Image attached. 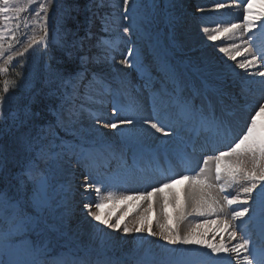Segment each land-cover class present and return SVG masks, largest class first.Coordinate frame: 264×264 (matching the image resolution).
Listing matches in <instances>:
<instances>
[{
    "label": "snow or ice",
    "instance_id": "6c2138e0",
    "mask_svg": "<svg viewBox=\"0 0 264 264\" xmlns=\"http://www.w3.org/2000/svg\"><path fill=\"white\" fill-rule=\"evenodd\" d=\"M216 9H226L236 7V5H225L215 2ZM38 4L36 8H30L31 5ZM52 0H0V74H6L9 66L16 58H23L30 50L43 46L47 49L50 45H60L66 47L68 56L71 58L78 47H82L83 40L77 39L78 26L76 30L68 27L67 22L72 21L76 26L75 17L71 15L74 7L65 9L61 20L55 28L50 26L49 7ZM123 11L120 13L122 21H127L128 26H123V32L131 36L133 33L134 18L131 13L135 10L136 5L130 4V0H122ZM253 10V0H247L244 5V14L241 23H229L221 27L219 24L211 29L204 28L203 34H206V40L212 42L213 46L219 45L216 50L226 57L228 61L235 62L232 72L236 69L243 70L245 75L259 76L264 80V71H258L264 67V43H257L253 29L257 31L264 30V12L260 13L259 24L256 20L250 19L248 13ZM25 12L34 13L31 21V35H28L26 42L20 50L14 51L16 44L20 43L17 33L20 31L21 24L28 26L26 21L21 20V14ZM15 22V23H13ZM139 27V26H138ZM239 33V35H237ZM247 34V35H246ZM71 38V39H69ZM239 41V42H237ZM105 45L106 50H115L117 44L101 39L97 46ZM136 49L130 47L127 49V55L120 64L125 67H137ZM6 57V58H5ZM107 57H105L106 59ZM240 58V59H238ZM80 64L83 71H76L68 77H64L60 71L56 76L61 80V87L64 89L61 95V103L54 111L56 121L49 124L41 133L32 136L31 132L22 133L18 138L26 153H28L27 163L23 166L22 171L17 178L21 184L30 183L33 188V204L37 208H45L53 198L51 193L55 192L52 184V178L48 170L41 168V163L59 165V162L66 155H76L79 160L87 159L89 153L81 150L76 152L75 146L63 141L57 129H62L77 134L75 128L81 112L88 110L92 118L99 124L104 117L97 112H92L87 105H103V97L111 94L112 89L109 84L101 78L100 74L93 72L92 80L84 86V93L81 95L80 84L83 81L84 73L88 71V56H80ZM99 63V58H92ZM229 74L225 73L227 77ZM121 87H130L125 81H120ZM99 85L100 87H94ZM145 88L151 90L153 85L151 81H145ZM15 87V83L11 84ZM102 89V90H101ZM10 91V82L5 80L3 89L0 91V116L4 115V102L6 94ZM153 115L146 118L137 113L138 107L130 106L127 114L123 119H114L103 126L111 129H118L122 126H135L136 124L147 125L164 137L170 135L179 136L182 130L191 131L188 127L194 124L196 132L209 133V143H214L218 137H223L227 131L224 121L218 119L213 111L211 103L206 105L202 102L200 106L193 104L192 99L185 95L184 89L177 81L175 75L169 77L168 84L151 92ZM264 98V97H262ZM80 103L77 105V101ZM254 114L250 116V123L246 126V131L230 146L226 151H218L217 155L205 157L203 166L199 172L193 176L183 175L178 178L167 177L166 182H162L158 187H152L151 191L139 192L137 195H120L117 196L113 191H106L107 188H114L118 185L108 183L103 179L92 177L95 181L87 183L85 193L94 192L97 211L92 210V203H85L87 215L99 224L107 226L108 229L118 230L123 224V232L147 233L149 236L160 237L169 245H196L200 248H206L209 251L208 258L210 261L228 258V264H264V256L257 257L252 254L250 249V239L248 233L241 235L237 229L242 227L243 221L249 212L246 206L253 193L258 192L264 198V122L260 120L264 117V103L253 106ZM121 113L118 106H113L112 116L117 117ZM170 113L178 114V120H172ZM25 120L19 122V126H24ZM168 129V130H166ZM59 141V143H57ZM56 149H59L58 151ZM214 151L216 149H213ZM236 159L233 160L232 158ZM6 159L5 150L0 146V167ZM209 160L214 161V169L209 164ZM250 163V167L247 164ZM177 179L187 182V190L181 200V197L175 192L170 191L169 195L165 194V189H172V185L177 183ZM239 186V191L233 195L229 189ZM153 197H157L159 203V214L155 218V229L150 213L154 209ZM139 201L144 202L147 206L137 216L131 226L125 222L129 215L125 212L118 216L112 222V216L115 215L113 209H109L108 216H102L101 210L105 208V201L114 202ZM171 205L176 213V223L172 222L171 214L167 209ZM237 205L239 210H234L231 206ZM140 207V204H137ZM191 218L192 223L186 231L181 232L179 225ZM0 221L8 227L0 233V264H39L38 257L43 255L39 249L27 247L23 249L26 259H20L16 253L18 245L14 242L30 224L31 217L14 203L0 197ZM218 230L212 233L209 239L206 233H198L196 229L204 225L218 224ZM239 222V223H238ZM226 234V235H225ZM220 235L219 242H215V237ZM236 241L235 243H231ZM165 252H171V249L164 247ZM145 264L150 259L148 254L142 258ZM73 264H88L83 258H76ZM102 264V262H98Z\"/></svg>",
    "mask_w": 264,
    "mask_h": 264
},
{
    "label": "rangeland",
    "instance_id": "374dc122",
    "mask_svg": "<svg viewBox=\"0 0 264 264\" xmlns=\"http://www.w3.org/2000/svg\"><path fill=\"white\" fill-rule=\"evenodd\" d=\"M53 6H54V0H52V4L49 7V16L50 17L52 14ZM36 7H38V4H33L30 6V8H36ZM33 18H34V13H32V12H25V13L21 14V20L26 21L28 23V26L25 27V25L23 23L21 24L20 31L17 33V35L20 38V43L15 45L14 51L20 50L22 48L23 44L26 42L27 36L31 35V30H32L31 21ZM149 18H150V14H147V13L144 14L142 24L150 22V24L153 25L152 19L149 20ZM2 23H3V21H0V24H2ZM134 25L136 27H138L141 25V23L136 22ZM195 26H197V25L193 24V31L192 32H197L195 29ZM192 32H191V36L193 34ZM197 36H195V37H197ZM196 41H197V44L201 43L199 38H197ZM210 49L212 50L211 55H214V53L217 51L215 47H211ZM201 55H203V54H201ZM219 57L221 59L225 56L223 54L219 53ZM0 64H3V59H0ZM5 103H6L7 109L11 110L10 116L15 115L16 111L10 108L11 102L6 101ZM103 125L104 124H102L101 122H99V124H97L95 120L93 121L91 119L89 122H85L84 125L79 126V128L81 129L79 136L83 140L90 141V142L101 143V142L108 141L110 139L109 135H111V133L114 131V129L104 127ZM77 129H78V126H77ZM72 156L73 155H70L69 159H67L66 158L67 155H66L64 157V159L59 162L58 166L43 163L44 166L47 167V169L49 167V175L52 178L51 182H52L53 186L56 187L58 184H60L61 181L65 180L67 177H69L70 171L72 170L73 166H72V163L71 162L68 163V161L72 159ZM57 199H58V196L53 195L52 202L54 203ZM80 207H81V205L79 206V208ZM144 207L145 206H141L140 210H138V211H134V210L131 211V210H129V208L127 206H125V207H123L122 212H121V210H118L117 213L115 212V215H117V216H114V215L112 216V222H114L118 216L123 215L125 212H128L129 215L125 218V222L128 223L129 225H131L136 220L137 216L143 211ZM102 212H104V211H101V213ZM108 214H109V212H108ZM158 214H159V210H158ZM150 216L152 217L151 214H150ZM46 220L52 222L54 225L56 224V225L60 226L59 228L61 230H66L67 232L70 231L71 235H69V237H74L77 240V242L80 244V246H84L89 242L94 243L95 242L94 240L96 239V236L98 235V233L100 231L104 234V238H107L108 240H109V238H113L115 236V238L111 239L110 244L112 246H117V248H115V250L119 249L120 253L127 254V253H130V251L134 250V245L130 241V239H131L130 234H125L123 232V224L121 225V228L118 230L108 229L107 226L99 224L98 222L94 221L90 216H88L85 208L81 212H77L76 215L73 217L72 226L70 225V223L66 219V216L64 213V208H60V207L55 208V209H51L48 212V215L46 216ZM190 224L191 223L189 221L182 222L179 225L181 232L186 231ZM183 225H184V228H183ZM153 227L155 229V225H153ZM196 231L198 233H206L208 236H212L211 232H209L207 230V226H202L201 228L196 229ZM209 239H211V238H209ZM152 241L156 242V240H152ZM160 242L161 243H160V245H158V249L162 250L164 253L163 256H165L169 252L164 251V247L166 245H163L164 244L163 242H165V241L162 239V240H160ZM118 245H119V247H118ZM173 246H174L173 252L176 254L177 257L186 251H188L190 253H194V254H199V251L195 250L193 247H191V245H173ZM166 247L168 249H171L170 246H166ZM204 250L207 253H209V251H210L206 248H204ZM205 257H207V256L204 255V258Z\"/></svg>",
    "mask_w": 264,
    "mask_h": 264
},
{
    "label": "trees",
    "instance_id": "16d2710c",
    "mask_svg": "<svg viewBox=\"0 0 264 264\" xmlns=\"http://www.w3.org/2000/svg\"><path fill=\"white\" fill-rule=\"evenodd\" d=\"M83 2L84 0H77L76 7L80 8ZM5 80L10 82L9 94L13 95V98H15L17 101H20L19 103L20 105H23L25 102V99L28 98V96L26 97L24 95H26L27 92H30L29 91L30 84H28L29 77L28 76L23 77L20 72L10 69L6 74H0V91H2L3 89V84ZM13 82L15 83V87H11V84ZM51 99H52V96L46 95L45 97H43L40 94H36L33 98V101L37 102L38 105L40 104L42 107L41 108L42 110H41L40 106H39V109L33 106L29 112V116H30V113H33L35 115L36 121H39V123H41V125L36 126L37 128L39 127L42 128L44 124L49 121L48 114H50V112L48 111V113H46V111H47V107L50 105L49 103ZM45 105L47 106L45 107ZM1 123H2V119H0V126H1ZM21 131H22L21 128H17L15 131H8V133H6L4 137L7 140H12L15 137L18 138L20 134L22 133ZM0 135H2L1 128H0ZM0 174H1V170H0Z\"/></svg>",
    "mask_w": 264,
    "mask_h": 264
}]
</instances>
